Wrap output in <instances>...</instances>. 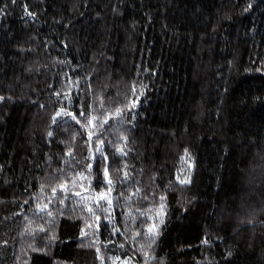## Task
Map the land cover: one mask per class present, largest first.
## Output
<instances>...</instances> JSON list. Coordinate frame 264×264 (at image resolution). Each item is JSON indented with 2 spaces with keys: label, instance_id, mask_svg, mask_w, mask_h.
Wrapping results in <instances>:
<instances>
[{
  "label": "trees",
  "instance_id": "trees-1",
  "mask_svg": "<svg viewBox=\"0 0 264 264\" xmlns=\"http://www.w3.org/2000/svg\"><path fill=\"white\" fill-rule=\"evenodd\" d=\"M0 97V264H264V0H0Z\"/></svg>",
  "mask_w": 264,
  "mask_h": 264
},
{
  "label": "snow or ice",
  "instance_id": "snow-or-ice-1",
  "mask_svg": "<svg viewBox=\"0 0 264 264\" xmlns=\"http://www.w3.org/2000/svg\"><path fill=\"white\" fill-rule=\"evenodd\" d=\"M13 3H15V0H13ZM29 15H32V14L29 13ZM0 99H3V98L0 97ZM60 115H61L60 112L56 113V116H57V117H59ZM68 115H71V114L68 113ZM73 119H75V117H73ZM53 120H54V122H55V117L53 118ZM49 135H51V133H49ZM97 150H99V149H97ZM105 180H106V182H107L109 185L112 184V181H111L110 179H108V170H107V169H105ZM185 182H186V181H185ZM109 191H111V188H109ZM99 198H100V199H105L106 196H105L104 193H100V194H99ZM162 199H163V198H162ZM89 211H91V209H89ZM149 232L151 233V229L149 230ZM205 242H206V241H205ZM89 246H91V245H89ZM97 251H99V250H97Z\"/></svg>",
  "mask_w": 264,
  "mask_h": 264
}]
</instances>
